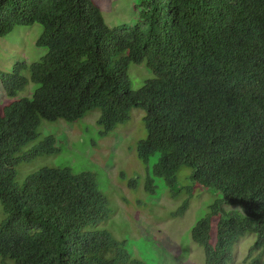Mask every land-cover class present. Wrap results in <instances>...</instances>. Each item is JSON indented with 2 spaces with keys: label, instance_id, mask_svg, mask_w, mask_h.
Segmentation results:
<instances>
[{
  "label": "trees",
  "instance_id": "1",
  "mask_svg": "<svg viewBox=\"0 0 264 264\" xmlns=\"http://www.w3.org/2000/svg\"><path fill=\"white\" fill-rule=\"evenodd\" d=\"M138 17L115 29L94 0H0V36L41 23L37 45L48 49L0 69L9 97L38 84L0 106V264H150L102 226L114 211L91 172L45 166L16 182L18 166L60 149L53 134L27 147L42 121L95 109L102 136L146 109L137 157L148 192L159 178L186 194L172 214L194 195L177 182L182 166L215 190L191 229L203 264H229L247 231L264 249V0H142ZM144 61L153 77L133 89L128 68Z\"/></svg>",
  "mask_w": 264,
  "mask_h": 264
},
{
  "label": "rangeland",
  "instance_id": "2",
  "mask_svg": "<svg viewBox=\"0 0 264 264\" xmlns=\"http://www.w3.org/2000/svg\"><path fill=\"white\" fill-rule=\"evenodd\" d=\"M101 8L106 23L111 28H121L138 22L142 0H94ZM43 31L41 23L17 25L10 33L0 36V69L10 71L18 60L32 63L41 59L47 47L37 45ZM25 74L30 77L26 70ZM127 76L133 89L140 88L153 77L146 62L131 63ZM38 84L31 79L16 97H9L0 81V106L24 96H32ZM99 109L90 111L82 119L69 122L64 119L42 121L38 137L30 147L45 136L53 134L59 141V151L44 154L17 168L16 182L22 183L27 175L42 167H71L74 171L91 172L98 187L110 201L113 214L102 223L117 238L126 239L133 256L150 264H203L204 250L191 239L194 223L208 210L217 196L215 190L194 184L189 174L192 169L182 166L176 174L183 187H192L194 195L181 215L172 214L181 205L186 194L173 196L163 179H157L155 193L146 190L145 164L137 157V144L146 138L144 121L146 109L134 107L131 118L120 123L105 136L100 135L96 121ZM135 183L130 185V181ZM5 217L0 202V221ZM256 233L247 231L234 245L233 258L229 264H252L264 249L252 250ZM1 261V259H0ZM8 264H13L8 260Z\"/></svg>",
  "mask_w": 264,
  "mask_h": 264
}]
</instances>
